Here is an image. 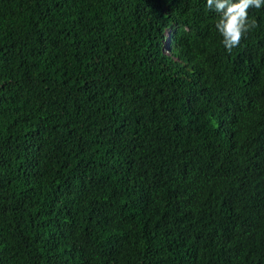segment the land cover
I'll list each match as a JSON object with an SVG mask.
<instances>
[{
  "label": "trees",
  "instance_id": "1",
  "mask_svg": "<svg viewBox=\"0 0 264 264\" xmlns=\"http://www.w3.org/2000/svg\"><path fill=\"white\" fill-rule=\"evenodd\" d=\"M205 5L0 0V264H264V6Z\"/></svg>",
  "mask_w": 264,
  "mask_h": 264
},
{
  "label": "clouds",
  "instance_id": "2",
  "mask_svg": "<svg viewBox=\"0 0 264 264\" xmlns=\"http://www.w3.org/2000/svg\"><path fill=\"white\" fill-rule=\"evenodd\" d=\"M262 6L264 0H206L205 7L218 15L215 29L222 37L221 43L227 52L231 53L242 38L258 26L256 19L249 17V10ZM170 33L171 30L165 32L164 48L169 46Z\"/></svg>",
  "mask_w": 264,
  "mask_h": 264
}]
</instances>
